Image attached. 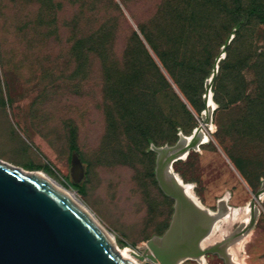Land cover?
<instances>
[{"label":"rangeland","instance_id":"obj_1","mask_svg":"<svg viewBox=\"0 0 264 264\" xmlns=\"http://www.w3.org/2000/svg\"><path fill=\"white\" fill-rule=\"evenodd\" d=\"M216 66L210 139L173 169L211 211L224 199L242 211L264 181V0H0V159L74 192L141 264H169L147 245L174 212L152 145L204 123ZM256 205L245 264H264V196ZM198 259L181 264H225Z\"/></svg>","mask_w":264,"mask_h":264},{"label":"water","instance_id":"obj_2","mask_svg":"<svg viewBox=\"0 0 264 264\" xmlns=\"http://www.w3.org/2000/svg\"><path fill=\"white\" fill-rule=\"evenodd\" d=\"M217 73L216 66L206 83L204 115L209 99L213 100L211 88ZM203 124H207L206 117ZM203 124L191 134L193 140L187 145L188 154L191 149H200L196 136ZM179 136L174 145H152L157 152L156 177L164 193L174 200V212L164 234L155 235L148 241V247L156 255L149 254V257L163 263L181 264L187 259L199 260V256L211 252L224 258L225 264H236L226 249L253 228L259 213V209L258 213L255 209L256 200L264 196V181L249 202L251 223L239 224L221 243L202 249L200 241L212 232L215 218L199 209L180 188L175 187L173 193H169L160 178L163 151L172 153L171 165L183 159L179 157L183 133ZM71 161L73 181L78 183L84 176V166L76 152ZM223 205L225 210L229 207L224 199L216 212H221ZM160 239L165 243L157 247L154 242ZM184 253L189 257L178 263L177 259ZM0 264L138 263L124 253L89 212L58 184L40 171H29L0 159Z\"/></svg>","mask_w":264,"mask_h":264},{"label":"bare ground","instance_id":"obj_3","mask_svg":"<svg viewBox=\"0 0 264 264\" xmlns=\"http://www.w3.org/2000/svg\"><path fill=\"white\" fill-rule=\"evenodd\" d=\"M212 109H213V101L210 98L209 99L208 106H207V110H206V116H207L206 122H207V124H203L204 125V128L205 127H210L212 125V122L210 121V115H211ZM196 137L198 138V141L200 142L199 145H201L202 143H205V142L209 141V139H210L209 133H207L204 129L198 131ZM192 140H193V137L192 136H183L182 137V143H181V145L179 147L180 152H181L179 157L186 158V156L188 154L187 145L189 143H191ZM161 151H163V150H161ZM171 157H172V153L170 154V152L163 151V154L161 155V159H160V170H159L160 171V178L162 180V183H163L165 189L169 193H173V189L175 187L180 188V190L182 191V193L185 194L192 202H194L195 205L199 209H201L203 212H205L208 215H210V216H212V217L215 218V222H214V225H213L212 232L209 235L205 236L200 241V247L202 249H205L207 247V245H209V244H207L208 243L207 242L208 237H210L211 235H213V233L215 231H220V233H221V236H220L221 238L220 239L223 241L224 236L226 237V235H228V234L225 233L224 229L222 228V225H224V224L231 225V224H235L238 221H240L241 224H243V226L248 225L249 221H251V215H252V209H251V206L250 205H249L250 207H246V208L242 209V211L240 209H237L236 210V209L229 208V207L225 210V205H223L221 207V209H222L221 212L220 211L219 212H212V211H210L209 209H207V207H205L202 204V202L195 195L193 185L185 183L182 180V178L179 176V174L174 171L173 165H171V162H172ZM43 174L45 176H47L49 179H51L53 182H55L56 184H58L72 198H74L81 206H83L89 212V214L96 220V222L104 229V231L111 237V239L115 242V244L118 246L117 241H116L114 235L100 222V220L96 217V215L82 202V200L74 192H72L71 190H69L66 187L62 186L60 183H58L57 181H55L54 179H52L51 177H49L45 173H43ZM255 209H256V212L258 213V208L255 207ZM242 239H240L236 243L228 246L227 249H226L228 253L234 254L235 258L238 255L239 250H241V248L243 247V243L241 241ZM221 240L219 242L217 241V243H215V244L221 243L222 242ZM163 243H165V242H164V240H161V239L160 240H157L156 242H154V244L157 247L158 246H162ZM215 244H213V245H215ZM120 249L124 253H126L129 257H131L134 261H136L138 264H141L130 253L129 248H126L125 247V248H120ZM131 252L138 257V254L134 250H131ZM188 257L189 256L187 255V253H184L182 256H180L177 259V262L179 263V262H181L182 260H184L185 258H188Z\"/></svg>","mask_w":264,"mask_h":264},{"label":"crops","instance_id":"obj_4","mask_svg":"<svg viewBox=\"0 0 264 264\" xmlns=\"http://www.w3.org/2000/svg\"><path fill=\"white\" fill-rule=\"evenodd\" d=\"M230 208V207H229ZM244 208H246V207H244ZM243 208V209H244ZM208 209V208H207ZM234 209V208H233ZM210 210V209H209ZM237 210V209H236ZM211 211V210H210ZM213 212V211H212ZM249 235V234H248ZM218 240V239H217ZM218 242H219V240H218ZM247 242V241H246ZM215 243H217V241H214V243H212L211 245H210V247L211 246H213V244H215ZM206 248H209V246L208 247H206ZM205 248V249H206ZM241 253V252H240ZM230 254V256L232 257V260H233V262H235L236 264H245L244 262H243V260L242 259H240V257L241 256H239V258H235V256H234V254H231V253H229ZM201 257H203V256H200V257H198V258H201Z\"/></svg>","mask_w":264,"mask_h":264},{"label":"trees","instance_id":"obj_5","mask_svg":"<svg viewBox=\"0 0 264 264\" xmlns=\"http://www.w3.org/2000/svg\"><path fill=\"white\" fill-rule=\"evenodd\" d=\"M245 22L243 21V20H241L240 22H239V24L236 26V28H237V32H238V30H239V28L244 24ZM204 88H205V85H204ZM186 93V92H185ZM205 93V92H204ZM186 95V97L189 99V100H191V97H190V95L188 96L187 94H185ZM192 101V100H191ZM75 187H77V189L80 191V190H82V186L81 185H79V184H76L75 185Z\"/></svg>","mask_w":264,"mask_h":264}]
</instances>
